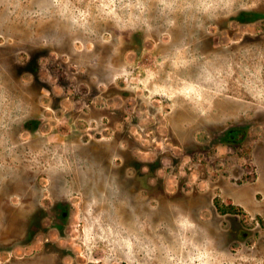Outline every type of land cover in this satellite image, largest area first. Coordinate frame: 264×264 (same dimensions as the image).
<instances>
[{
	"label": "rangeland",
	"instance_id": "rangeland-1",
	"mask_svg": "<svg viewBox=\"0 0 264 264\" xmlns=\"http://www.w3.org/2000/svg\"><path fill=\"white\" fill-rule=\"evenodd\" d=\"M0 264H264V0H0Z\"/></svg>",
	"mask_w": 264,
	"mask_h": 264
},
{
	"label": "trees",
	"instance_id": "trees-1",
	"mask_svg": "<svg viewBox=\"0 0 264 264\" xmlns=\"http://www.w3.org/2000/svg\"><path fill=\"white\" fill-rule=\"evenodd\" d=\"M250 16H253L254 13L250 12L248 13ZM254 19L250 18L249 20ZM240 21H248L240 19ZM21 72H23V67L21 68ZM42 121L39 120L36 117H31L26 119L23 122V128L32 132H36L39 130L41 126ZM249 135V128L245 125H234L229 127L221 136L220 141L223 144L233 146L235 148L240 147L245 144V142L248 139ZM241 210L239 208H236L235 206H231L230 209H224V213H232V214H239ZM67 212V210H64V214Z\"/></svg>",
	"mask_w": 264,
	"mask_h": 264
},
{
	"label": "clouds",
	"instance_id": "clouds-1",
	"mask_svg": "<svg viewBox=\"0 0 264 264\" xmlns=\"http://www.w3.org/2000/svg\"><path fill=\"white\" fill-rule=\"evenodd\" d=\"M161 3H166V0H161Z\"/></svg>",
	"mask_w": 264,
	"mask_h": 264
}]
</instances>
